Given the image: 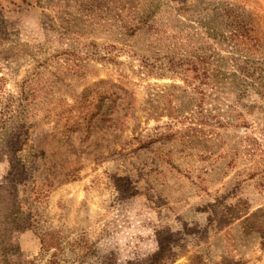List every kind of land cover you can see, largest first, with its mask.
<instances>
[{
	"label": "rangeland",
	"instance_id": "1",
	"mask_svg": "<svg viewBox=\"0 0 264 264\" xmlns=\"http://www.w3.org/2000/svg\"><path fill=\"white\" fill-rule=\"evenodd\" d=\"M0 264H264V0H0Z\"/></svg>",
	"mask_w": 264,
	"mask_h": 264
}]
</instances>
